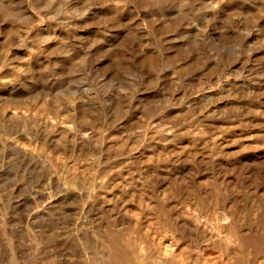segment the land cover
Masks as SVG:
<instances>
[{
    "label": "rangeland",
    "instance_id": "rangeland-1",
    "mask_svg": "<svg viewBox=\"0 0 264 264\" xmlns=\"http://www.w3.org/2000/svg\"><path fill=\"white\" fill-rule=\"evenodd\" d=\"M0 264H264V0H0Z\"/></svg>",
    "mask_w": 264,
    "mask_h": 264
},
{
    "label": "bare ground",
    "instance_id": "bare-ground-1",
    "mask_svg": "<svg viewBox=\"0 0 264 264\" xmlns=\"http://www.w3.org/2000/svg\"><path fill=\"white\" fill-rule=\"evenodd\" d=\"M218 216V215H217ZM202 226V225H201ZM216 228V227H215ZM220 228V227H219ZM225 231V230H224ZM167 253V252H166Z\"/></svg>",
    "mask_w": 264,
    "mask_h": 264
}]
</instances>
